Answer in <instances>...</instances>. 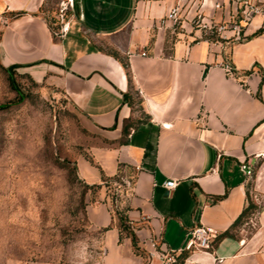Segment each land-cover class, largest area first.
Segmentation results:
<instances>
[{
  "label": "crops",
  "instance_id": "1",
  "mask_svg": "<svg viewBox=\"0 0 264 264\" xmlns=\"http://www.w3.org/2000/svg\"><path fill=\"white\" fill-rule=\"evenodd\" d=\"M63 1L0 0L9 16L0 66L62 92L104 140L92 162L77 161L79 175L99 186L121 181L124 193L114 205L104 187V201L88 207L91 227L103 232L92 264H162L166 252L173 264H264V165L250 234L242 170L264 160V15L223 45L192 24L198 14L219 19L218 0H76L64 20ZM247 1L264 9V0ZM131 85L143 117L125 97ZM199 225L219 236L210 249H185Z\"/></svg>",
  "mask_w": 264,
  "mask_h": 264
},
{
  "label": "rangeland",
  "instance_id": "2",
  "mask_svg": "<svg viewBox=\"0 0 264 264\" xmlns=\"http://www.w3.org/2000/svg\"><path fill=\"white\" fill-rule=\"evenodd\" d=\"M1 10L0 5V32L6 24L1 20L9 18ZM218 17L212 21L232 20L228 12ZM232 34L214 30L210 38L227 45L238 36ZM128 99L145 116L140 93L132 85ZM103 141L62 92L23 71L0 66V264L95 262L103 252V232L91 227L88 207L104 201V187L117 204L123 184L87 183L77 161L92 162V149ZM263 161L257 162L248 184L249 202L255 206L250 215L260 211L262 192L255 178ZM255 228L245 227L248 234Z\"/></svg>",
  "mask_w": 264,
  "mask_h": 264
},
{
  "label": "built area",
  "instance_id": "3",
  "mask_svg": "<svg viewBox=\"0 0 264 264\" xmlns=\"http://www.w3.org/2000/svg\"><path fill=\"white\" fill-rule=\"evenodd\" d=\"M228 1V2H227ZM218 0L214 4V8L216 10H221L224 13L228 12L230 15V19L228 22L215 23L214 21H205L203 16L198 14L196 15L193 20L192 24L195 29L200 30L203 33V36L210 38V35L213 33L214 30L224 31V32H233L234 35H239L245 24H247L253 16L256 14H263L264 9L256 4H251L247 0ZM76 6V0H66L60 3L59 8V16L61 19H66L68 16L69 11L73 10ZM181 7L177 4L170 12L169 18L177 21L179 19ZM3 19V17H1ZM4 20H1V22ZM68 22H66L62 28L61 33L67 31L68 29ZM5 25V23L3 24ZM227 37V36H225ZM223 68L228 73H233V66L230 63H223ZM242 170L245 173L247 179L250 180L253 174L254 166L251 161L247 160L245 163L242 164ZM177 183L175 181H168L165 183V186L168 189L175 188ZM256 215H251L246 220V225L252 224L256 226ZM219 236V233L209 227H205L203 225H199L188 232V240L185 246L187 250L199 249V250H206L211 248L212 242ZM154 246L156 244L154 243ZM165 256L163 257L162 264H173L172 256H170L169 252L164 253ZM152 256V253H151Z\"/></svg>",
  "mask_w": 264,
  "mask_h": 264
},
{
  "label": "trees",
  "instance_id": "4",
  "mask_svg": "<svg viewBox=\"0 0 264 264\" xmlns=\"http://www.w3.org/2000/svg\"><path fill=\"white\" fill-rule=\"evenodd\" d=\"M11 69H15V67H11V68H9L8 70H11ZM125 97L128 98V95H126ZM253 208H255V206L249 202V204H248V206H247V208H246V210H245V212H244V214H243V219H246V220H247V219L251 216L250 213L253 212V211H252ZM119 214L121 215V220L123 221L124 218L122 217V213L119 212ZM246 220H245V221H246ZM124 226H125V225H124Z\"/></svg>",
  "mask_w": 264,
  "mask_h": 264
}]
</instances>
